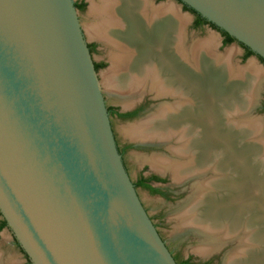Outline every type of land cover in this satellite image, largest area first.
<instances>
[{
  "label": "water",
  "instance_id": "water-1",
  "mask_svg": "<svg viewBox=\"0 0 264 264\" xmlns=\"http://www.w3.org/2000/svg\"><path fill=\"white\" fill-rule=\"evenodd\" d=\"M177 1L264 61V0ZM0 215L30 264H176L123 165L73 0H0Z\"/></svg>",
  "mask_w": 264,
  "mask_h": 264
},
{
  "label": "bare ground",
  "instance_id": "bare-ground-1",
  "mask_svg": "<svg viewBox=\"0 0 264 264\" xmlns=\"http://www.w3.org/2000/svg\"><path fill=\"white\" fill-rule=\"evenodd\" d=\"M89 17L90 36L109 50L112 65L107 79L112 90L122 93L116 95L124 107L146 88L156 98L173 99L171 105L160 106L157 118L127 127L125 136L178 138V152L173 151L177 159H150L152 168L163 173L170 169L176 180L204 173L216 178L197 188L195 203L179 218V230L196 225L199 235L215 245L220 238H235L238 234L231 236L233 232L244 226L239 236L247 249L229 264H264V171L251 157L256 158L252 154L258 155V148L244 144L248 135L241 128L249 126V120L235 117L245 102L256 97L255 91L250 96L243 93L249 77L258 74L255 65L235 69L230 52L223 58L213 53L211 39L188 45L185 20L169 5L90 0ZM217 229L221 231L211 233ZM215 246L198 252L208 254Z\"/></svg>",
  "mask_w": 264,
  "mask_h": 264
},
{
  "label": "rangeland",
  "instance_id": "rangeland-1",
  "mask_svg": "<svg viewBox=\"0 0 264 264\" xmlns=\"http://www.w3.org/2000/svg\"><path fill=\"white\" fill-rule=\"evenodd\" d=\"M151 2L154 7L172 6L178 14L183 17L185 20L183 32L188 45L198 42V44L207 43V40L209 41V39H211V48L213 53L216 54V56L223 58L230 52V61L235 69L237 68V70H242V68H247V66L251 63L255 65L258 70V74L257 76L249 77L248 80L250 81L251 87L248 91L244 90L243 93L250 96V94L255 91L256 97L253 101L251 100L252 102H245V105L241 109L239 108V112L235 114V117L237 116L236 118L238 119L245 118L246 121L249 120V126H242L241 128V130H246V134L248 135L247 138H243V140H245L244 144L249 146L254 145L252 147L258 148L259 154L257 155L254 153L252 155H256V158H254L255 162L258 161L264 171V64L254 55L245 59L242 46L236 42L223 46L222 36L218 30L208 26L194 28V15L189 11L184 10L183 5H181L177 0H151ZM73 3L84 5V8L76 9L77 19L87 47L93 48V51L89 52L93 64L98 66L96 74L105 105L115 106L122 110H129L146 99L150 100V102L148 101L150 104L146 106L147 112L145 111L134 121L121 122L113 118L110 121V124L113 135L117 138L120 144H123L125 141H129L142 145V149L140 150L125 152V163L131 179L133 181L137 180L141 172L145 175H157L158 177L165 179V184L160 187L166 192V194H168L167 198L151 195L141 188H137L136 190L137 196L139 197L143 208L146 209L144 210L147 211V215L157 232L160 233L171 252L180 262L189 257L197 262L209 261V264H229L231 258L241 257V253L247 249V246L242 244V242L244 243L243 238L240 237L243 235L244 226H242L240 230L238 229L233 232L234 235H231L235 236L238 234L235 236L236 239L234 237L230 238V236H223L225 237L224 239L220 238V240L215 244L217 245V248L214 250H212V247L215 246L214 242L205 241L204 237L199 235L200 232H197L199 229L196 225L191 227L188 226V228L181 230L182 232L179 230V218L183 213L191 208L190 205L195 203H193V201H196L195 196H197V188L202 186V184L204 186L208 182H213L216 178L212 173L206 174L203 172L205 175H200L202 177H197L196 174H193L186 176L181 180H176L173 176L172 170L168 169L167 172L165 171L163 173L152 168L150 159H177L174 154L178 152L177 150L180 143L178 138L174 140L170 138L171 140L167 139V141L163 139H154L153 136L152 139L150 137L145 140H133L125 136L124 130L127 127L147 122L149 119H154L160 106L171 105V103H173V99L169 97L156 98L155 95L150 92L149 88H146L145 92L140 94L141 97L137 96L134 98L130 107H124V104H122L118 99L119 95H116L122 93H117L112 90L107 79V74L112 65L108 53L109 50L106 49L107 47L102 42L91 37L88 32L91 24H93L92 19L89 17L90 0H73ZM245 100L246 98H244V101ZM153 107H155V110L152 109ZM147 144H153V146H144ZM173 151L176 153H173ZM251 157L253 159L254 156ZM252 166L253 168H257L258 165L254 164ZM254 172H256V170H254ZM219 231L221 230H212L211 233H218ZM239 234L241 235L239 236ZM208 247L209 249L212 248L211 250L207 249L209 250L208 254L203 255L198 252L200 248ZM239 253L241 255H239ZM24 262L25 257L16 247L12 233L8 230V228L3 229L0 232V264H24Z\"/></svg>",
  "mask_w": 264,
  "mask_h": 264
},
{
  "label": "flooded vegetation",
  "instance_id": "flooded-vegetation-1",
  "mask_svg": "<svg viewBox=\"0 0 264 264\" xmlns=\"http://www.w3.org/2000/svg\"><path fill=\"white\" fill-rule=\"evenodd\" d=\"M158 1H161V0H158ZM194 21H195V16H194ZM194 21H193V23H194ZM205 26H208V25H205ZM208 27H210V26H208ZM222 43H223V37H222ZM90 51L91 52L93 51L92 47H90ZM244 55H245V50H244ZM148 101L150 102L149 99H146L145 101L138 103L136 106H134L133 108H131L129 110H122V109L117 108L115 106L106 105L107 110L109 109L108 115H109L110 121L113 118H115V119H117L118 121H121V122L134 121L137 117H139L140 115H142L146 111V106L150 104ZM152 109L155 110V107H153ZM114 138H115V142H116V145H117L118 152L120 153V155L122 157V162H123V165L125 167V170H126L128 176H129L132 184L134 185L135 190H137V188H141V189L147 191L151 195L160 196L162 198H167L168 194H166V192L160 187L161 185L165 184V179H162V178L158 177L157 175H145L143 172L140 173V176L135 181H133L131 179V177H130L128 168H127L126 163H125V152L126 151L140 150V149H142V147H141L142 145H140L138 143H135V142L134 143L133 142H129V141H125L123 144H120L115 136H114ZM149 147H151V146H149ZM153 178H156V179H159V180H163L164 182H158V181L152 180ZM139 180H144L148 187H150L151 189L157 190L158 191L157 194H153L147 188L136 187V183ZM146 213H147V211H146ZM1 219H2V217H0V221H1ZM158 234L160 235L159 232H158ZM160 238L164 242L166 248L170 252V254L173 257V259L176 262V264H180L182 261L181 262L178 261V259L171 252V250L169 249V247L167 246V244L165 243V241L163 240L161 235H160ZM14 243H15L16 247L19 249V251L22 253V255L25 257V254L22 252L20 247L17 246V243H16L15 239H14ZM186 260H189V264H209V261L197 262V261H194L192 258H189V257L184 259L183 261H186ZM27 263H28L27 259L25 258L24 264H27Z\"/></svg>",
  "mask_w": 264,
  "mask_h": 264
},
{
  "label": "trees",
  "instance_id": "trees-1",
  "mask_svg": "<svg viewBox=\"0 0 264 264\" xmlns=\"http://www.w3.org/2000/svg\"><path fill=\"white\" fill-rule=\"evenodd\" d=\"M74 7L75 9H82L84 8V5L83 4H74ZM183 8L184 10L186 11H189L190 13H192L194 16H195V21L193 23V27L194 28H200L202 26H205V25H208L210 26L211 28L215 29V30H218L216 27H214L212 24L206 22L204 19H202L199 15H197L196 13H194L192 10L188 9L186 6L183 5ZM219 31V30H218ZM221 33V36L223 37V46H226V45H229L231 43H234L235 41L229 37L228 35H226L225 33L219 31ZM89 48V47H88ZM244 50H245V55H244V58H248L250 56H252L253 54L245 47H242ZM89 51H90V48H89ZM260 61L264 64V61L260 59ZM94 68H95V71H97L98 69V66L97 65H94ZM107 112L109 113V109L107 110ZM152 180H155V181H158V182H164L163 180H159V179H156V178H153ZM136 187H143V188H147L149 189L153 194H157V190H154V189H151L150 187H148L145 183L144 180H139L137 183H136ZM1 217V215H0ZM7 228V225L5 223V221L3 219H1L0 221V231H2L3 229ZM17 246H19L17 244ZM23 252V251H22ZM25 258L27 259L26 255H25ZM27 264H30L29 260L27 259ZM180 264H189V260H186V261H182Z\"/></svg>",
  "mask_w": 264,
  "mask_h": 264
}]
</instances>
